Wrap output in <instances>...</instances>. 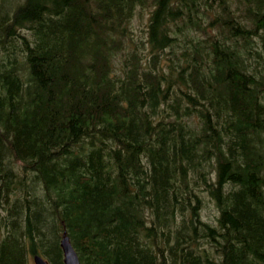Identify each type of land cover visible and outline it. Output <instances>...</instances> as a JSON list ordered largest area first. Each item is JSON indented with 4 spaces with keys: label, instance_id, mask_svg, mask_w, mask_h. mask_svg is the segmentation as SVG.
I'll list each match as a JSON object with an SVG mask.
<instances>
[{
    "label": "trees",
    "instance_id": "16d2710c",
    "mask_svg": "<svg viewBox=\"0 0 264 264\" xmlns=\"http://www.w3.org/2000/svg\"><path fill=\"white\" fill-rule=\"evenodd\" d=\"M64 231L80 264H264V0H0V264Z\"/></svg>",
    "mask_w": 264,
    "mask_h": 264
},
{
    "label": "water",
    "instance_id": "95a60500",
    "mask_svg": "<svg viewBox=\"0 0 264 264\" xmlns=\"http://www.w3.org/2000/svg\"><path fill=\"white\" fill-rule=\"evenodd\" d=\"M60 246L62 249L63 264H80L78 254L70 243L69 237L65 231L60 238ZM32 259L34 264H49L48 261L38 253L33 254Z\"/></svg>",
    "mask_w": 264,
    "mask_h": 264
},
{
    "label": "rangeland",
    "instance_id": "374dc122",
    "mask_svg": "<svg viewBox=\"0 0 264 264\" xmlns=\"http://www.w3.org/2000/svg\"><path fill=\"white\" fill-rule=\"evenodd\" d=\"M146 18H147V16H146V11H144V14H143V16H142V20H141V22H140V20H139V18H138L137 16L134 17L132 23H133V30H134L135 35L138 33V27H139V26H142L143 22L146 21ZM31 260H32V259H31ZM32 264H33V263H32Z\"/></svg>",
    "mask_w": 264,
    "mask_h": 264
}]
</instances>
